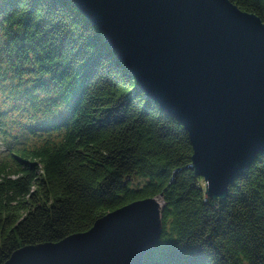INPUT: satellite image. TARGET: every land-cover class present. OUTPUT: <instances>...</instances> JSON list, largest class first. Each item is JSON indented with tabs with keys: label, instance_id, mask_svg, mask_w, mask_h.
I'll return each instance as SVG.
<instances>
[{
	"label": "trees",
	"instance_id": "16d2710c",
	"mask_svg": "<svg viewBox=\"0 0 264 264\" xmlns=\"http://www.w3.org/2000/svg\"><path fill=\"white\" fill-rule=\"evenodd\" d=\"M229 1L264 23V0ZM17 135L30 142L0 157V264L160 196L142 264H264V154L223 202L206 198L187 132L70 0H0V136Z\"/></svg>",
	"mask_w": 264,
	"mask_h": 264
},
{
	"label": "water",
	"instance_id": "95a60500",
	"mask_svg": "<svg viewBox=\"0 0 264 264\" xmlns=\"http://www.w3.org/2000/svg\"><path fill=\"white\" fill-rule=\"evenodd\" d=\"M146 97L187 132L206 198L264 154V23L229 0H70ZM161 199V196H160ZM159 197L133 201L4 264H142L162 233Z\"/></svg>",
	"mask_w": 264,
	"mask_h": 264
},
{
	"label": "rangeland",
	"instance_id": "374dc122",
	"mask_svg": "<svg viewBox=\"0 0 264 264\" xmlns=\"http://www.w3.org/2000/svg\"><path fill=\"white\" fill-rule=\"evenodd\" d=\"M22 106L23 107H27L25 105V103H22ZM22 117L25 118V119H31L32 118V115H33V112L31 109L27 108L25 109V111H23L21 113ZM37 118H42V116L40 114H37ZM15 132V131H14ZM18 138L17 140H13L12 138L11 139H8V140H4V138L2 136H0V157L6 155V152H7V146L9 147H20L18 145H16L19 141L23 142V143H28L30 142L29 141V138L28 136L29 135H17ZM19 144V143H18ZM161 204H162V201L160 200Z\"/></svg>",
	"mask_w": 264,
	"mask_h": 264
}]
</instances>
